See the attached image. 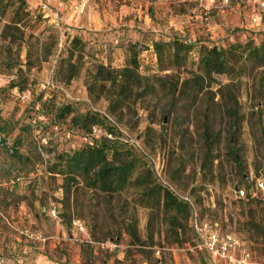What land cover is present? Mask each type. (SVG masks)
<instances>
[{
    "label": "rangeland",
    "instance_id": "obj_1",
    "mask_svg": "<svg viewBox=\"0 0 264 264\" xmlns=\"http://www.w3.org/2000/svg\"><path fill=\"white\" fill-rule=\"evenodd\" d=\"M49 1L52 7L59 2L63 5L56 23L43 17L36 0H0V122L6 124V131L0 133V228L10 221L14 208L24 206L35 212L45 206L66 224L82 221L94 240L114 242L119 257L116 264H225L190 249L194 241L190 222L183 241L173 243L163 213L143 206L137 188L109 195L79 184L64 196L62 177L50 175L47 163L55 152L75 149L87 141L67 121L56 124L39 114L41 103L51 100L55 107L72 103L80 113L108 114L122 137L136 140L148 155L159 159L171 187L191 197L199 223L236 235L264 264V197L258 192L256 201L247 205V198L239 200L235 193L243 189L250 198L249 193L256 190L255 180L264 177V68L241 77L215 75L216 83L195 100H172L151 80L152 94L138 98L130 92L115 115L108 113L106 91H88L99 63L115 69L125 64V49L135 36L114 31L130 29L129 20L138 32L153 33L152 40L177 36L213 41L215 35L219 45L226 46L223 35L236 28L226 25L220 15L249 2L251 23L264 27V11L258 8L261 0H212L210 6H204V0H72L67 10L75 25L65 16L68 0ZM79 2L85 4L82 13L74 11ZM97 19L102 28H89L88 23ZM113 34L124 38L121 47L113 45L118 41ZM260 34H264L261 29L256 39L251 38L257 44L264 40ZM74 37L82 48L72 46ZM138 45L141 52L145 50L144 44ZM140 56L142 75L168 73L155 70L148 55ZM197 57V52L191 54L194 61ZM69 65L78 68L66 81ZM179 77L188 75L180 71ZM12 82L17 86H10ZM222 85H227L237 101L236 124L226 108V90L219 91ZM205 123L217 137L208 149L202 132Z\"/></svg>",
    "mask_w": 264,
    "mask_h": 264
},
{
    "label": "trees",
    "instance_id": "obj_2",
    "mask_svg": "<svg viewBox=\"0 0 264 264\" xmlns=\"http://www.w3.org/2000/svg\"><path fill=\"white\" fill-rule=\"evenodd\" d=\"M72 46L75 49L82 48L79 38L72 39ZM139 47L136 43L127 45L125 64L120 69L102 63L96 66L88 91L107 92L110 98L107 109L110 115L117 114V111L124 107L126 96L130 92L138 98L152 94L155 86L151 80L172 100L180 97L195 100L201 92L216 83L215 75L241 77L249 70L264 68V40L257 44L249 38L243 43L231 42L224 46L211 40L190 41L177 36L154 39L152 41V50L155 54L154 68L158 72H168L163 77L140 73L143 65L140 59L142 48ZM194 52L198 54L196 61L191 59ZM77 68L69 65L66 81L76 74ZM180 71L188 77L180 78ZM10 86L14 87L17 84L12 82ZM223 90H226L224 94L228 103L226 108L233 118V124H236L239 120L236 111L237 101L227 85L219 87V91ZM41 104L47 110L44 112L42 107H38L40 115L56 124L67 121L73 132L82 137L90 136L93 127L101 131L98 137L91 136L90 143L86 142L72 150L55 152L52 160L47 163L46 171L50 175L62 177L61 188L64 196L79 184L84 188L109 195L128 188H137L139 201L143 206L163 213L169 225L172 242L183 241L188 222L193 225V208L158 182L143 155L120 140L123 134L113 121L98 111L77 112L72 103L55 107L51 100H46ZM5 127V122H0V133L6 131ZM202 132L208 149L216 142L217 137L213 135L207 123L204 124ZM13 152L21 157L16 148ZM233 159L239 163L235 153ZM246 198L247 205L256 201L255 197ZM129 232L135 236L132 227ZM89 235L93 239L92 235Z\"/></svg>",
    "mask_w": 264,
    "mask_h": 264
},
{
    "label": "crops",
    "instance_id": "obj_3",
    "mask_svg": "<svg viewBox=\"0 0 264 264\" xmlns=\"http://www.w3.org/2000/svg\"><path fill=\"white\" fill-rule=\"evenodd\" d=\"M69 2L70 4L68 5L70 7L71 4L74 3L72 0H68L66 2L65 16L71 25H75L76 23H73L72 20V12L67 10V3ZM211 3L212 0H204V6H210ZM139 4L140 2H136V5ZM70 7L68 8L70 9ZM119 8L118 12L120 13L122 7ZM251 11L252 7L248 2L246 5L240 7L233 13L226 12V14L220 15L223 17L226 25L229 24L231 28H236L235 32H225L223 38L226 39V42H240L249 38L256 39L257 30L261 29L264 31V27H254L251 23ZM213 21L215 22L216 20ZM219 22L221 23V21ZM123 24L125 23L122 22V25ZM132 24L133 23L129 20L128 26L130 29L123 28L114 32L119 33L122 31V33L134 35L135 38L131 42L144 44L146 46L145 50L141 52V55H148V58L151 60L150 64L154 67L155 54L152 50V37L154 34L138 32L136 29L132 28ZM88 26L89 28L96 30L97 28H102L101 26H103V23L100 19H97L95 23H88ZM212 33L215 34L214 31H212ZM260 35L264 36V34ZM114 36H116V34H113V37ZM214 37L211 39L216 44H219L220 39ZM116 38L117 37H114V40L118 39ZM88 39L90 41L91 38ZM123 40L124 38H119L118 41H114L113 45L121 47ZM204 40L209 39L205 38ZM220 45L223 44L220 43ZM144 62L147 61L144 60ZM261 196L264 197V192L261 193ZM13 211H11L10 221H6V225L4 224L5 226L3 228L6 229L4 230L2 227L0 228V258H2L6 264H116V258H119L118 255H116L117 249H114L113 251L104 250L99 253H93L90 246L86 242L85 234L79 232L72 223L66 224L65 222L55 218L51 208L48 209L43 206L41 207V210L33 212V210L31 211L30 209L28 212L24 206H21L20 209L14 208ZM8 225L9 229L7 228ZM24 228H29L33 231L39 232L43 236L48 237L47 241L29 239L22 232H20ZM254 259L257 262L259 261L255 251ZM213 260L222 262L220 260Z\"/></svg>",
    "mask_w": 264,
    "mask_h": 264
},
{
    "label": "built area",
    "instance_id": "obj_4",
    "mask_svg": "<svg viewBox=\"0 0 264 264\" xmlns=\"http://www.w3.org/2000/svg\"><path fill=\"white\" fill-rule=\"evenodd\" d=\"M39 4V8L41 9V13L43 17L51 19L53 22L59 21V12L62 9L63 5L62 2L58 3L57 7H52L50 5L49 0H36ZM202 1V0H200ZM85 4L83 2H79L75 5V12L82 13L84 10ZM259 11H264V0L259 2ZM197 13V9H193L192 13ZM198 14V13H197ZM258 14L253 16V20H257ZM24 98L23 96L21 97ZM24 100V99H23ZM22 100V101H23ZM109 120L112 121L111 117L106 115ZM100 129L93 127L92 134L90 136H85L84 139L90 143L91 136L95 134H100ZM109 138H112L110 135H107ZM120 140L128 143L132 148L137 150L143 157L147 160L150 164L154 176L161 183L163 186L169 188L174 194H176L179 198L183 199L184 201L188 202L191 207L194 209L193 201L191 197L188 195H179L166 181V179L162 175L163 171V164L159 161V159H155L152 156L148 155L137 143L136 140L131 138L122 137ZM16 181L20 180V177L15 178ZM255 191H251L249 193L250 197H256L257 193L260 194L264 192V177L258 178L255 180ZM235 193L237 194L239 199H244L248 195L243 189H236ZM73 225L76 229L85 234V239L88 245L90 246L93 253H99L100 251L114 250L117 245L112 241H96L93 240L90 235L88 234L86 227L82 221H74ZM25 236L29 239H35L40 241H47L48 237L41 235L37 231H33L29 228H24L21 231ZM193 232H194V243L190 249H196L198 251H202L206 253L209 257L215 260H220L225 264H262L258 263L254 259V251L247 246L239 237L234 234L230 233H221L219 232L214 226L208 225L206 223H199V220L196 217V213H194V221H193ZM158 252V250H157ZM0 264H6L5 261L0 258Z\"/></svg>",
    "mask_w": 264,
    "mask_h": 264
}]
</instances>
